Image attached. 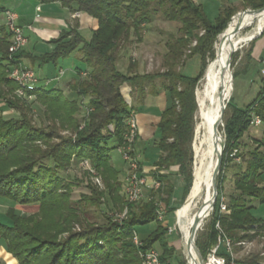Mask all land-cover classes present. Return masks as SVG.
<instances>
[{"label": "trees", "instance_id": "obj_1", "mask_svg": "<svg viewBox=\"0 0 264 264\" xmlns=\"http://www.w3.org/2000/svg\"><path fill=\"white\" fill-rule=\"evenodd\" d=\"M44 1H59L66 7L75 4L78 11L97 23L89 40L76 30L63 32L49 43L54 45L50 53L36 57L42 64L56 65L59 58H66L78 49L88 70H75L78 80L71 86V92L87 99L88 105L85 118L78 121L75 116L81 105L67 98L60 89L36 85L18 97L19 87L9 79V72L16 61L21 63L24 49L9 59L10 34L6 27H0V104L18 114L17 118L6 119L0 107V198L20 206L38 205V211L33 214L10 209L9 225H0V239L18 264H143L139 254L154 249L155 243L161 249V264H171L168 229L158 219V204L164 203L166 215L175 211L171 207L174 186L170 168H177V176L184 183L178 206L184 203L191 188L194 161L191 144L197 110L194 90L202 77L201 70L194 78L186 77L182 68L193 56L199 57L202 66L206 58H214L213 43L236 11L224 9L211 21L195 0ZM244 6L262 9L264 0H247ZM155 19L178 26L175 35L166 36L161 70L139 74L137 64L132 61L127 74H120L116 65L125 45L132 36L141 42L145 26ZM193 42L195 45L191 47ZM81 73L86 77L82 78ZM126 86L134 94V104L160 92L167 101L158 124L160 137L156 147L160 154L155 163L157 170L152 174L160 187L148 190L146 198L136 205L122 197V185L110 161V153L123 144L125 122L133 109L123 94ZM29 97L44 107L46 119L51 117L60 127L54 123L36 126L32 108L26 102ZM226 108L231 109V114L228 118L224 117L225 113L223 116L225 147L217 181L219 184L229 162L238 158L240 164L232 182L235 193L229 196L225 213H220V199H217L209 234L205 239L198 238L196 246L203 260L217 246L218 256L225 264H231L225 240L238 243L251 238L247 232L253 236L264 233V221L251 215L257 205L264 203V82L248 106L236 108L228 103ZM253 114L261 120L259 137L254 136L256 128L250 126ZM59 130L70 131L72 136H62ZM245 135L253 146L242 145ZM72 159L76 163L87 161L104 189L100 191L91 180L84 184L62 177L61 173L72 166ZM78 184L88 193H81L73 200V187ZM105 202L116 215L126 210V217L116 223L103 215L105 224L88 223L92 211H100ZM149 225L152 229L138 238L140 246L136 247L132 239L137 236V229ZM239 232L243 234L238 238Z\"/></svg>", "mask_w": 264, "mask_h": 264}, {"label": "rangeland", "instance_id": "obj_2", "mask_svg": "<svg viewBox=\"0 0 264 264\" xmlns=\"http://www.w3.org/2000/svg\"><path fill=\"white\" fill-rule=\"evenodd\" d=\"M245 10H257V9H253V7H250V6H243L233 16H236L237 14H241ZM239 16L240 15L236 16L235 19ZM252 24H253V17L247 18V20L245 21L243 25V31L249 30L252 27ZM177 27L178 26L175 23H166L158 19L153 20V22L150 25L145 26L144 30L142 31L143 40L141 42H138L136 38L132 36L130 42L125 45L124 50H122V52L120 53L121 58L117 64L118 72H120V74L122 75H126L129 62H132V61H134L137 64L136 71L139 74L154 73V72L160 71L161 70V56L165 52L164 43H165L166 36L168 34L175 35L177 32ZM89 36H90L89 32L83 33L84 39L88 40ZM217 38L212 46L214 53H215L214 46L217 41ZM191 47H193L192 44H191ZM78 55H79V52L77 49L72 54H70L68 57L59 58L57 60L56 69L52 62L46 63L44 71L46 74L50 73L52 77L48 78L49 80L47 82L44 81L41 84L40 83L37 84V86H40L46 83L45 88L47 86H48L47 88L49 89L55 88L69 80L70 72H66V71H70V70L73 71L75 69L87 71L88 69L86 65L82 62L81 58ZM214 58H215V54H214ZM214 58L212 59L206 58V62L204 66H202L199 57L193 56L185 62V65L182 68V75L189 77V78L196 77L199 74L200 70L202 71V77L197 82L195 90H194L195 102H197V110H198L197 88L201 84L204 73L206 71V67L211 61L214 60ZM263 59H264V30L261 32V34L258 37L247 42L241 48H239L232 55L230 59L229 72L232 78L233 86H232L231 97L228 103H231V105L237 108H245L256 98V96L259 94L260 89L263 85V80H262L261 72H260L262 68L261 61ZM59 68L65 71V75L61 77L60 83L57 81H54V79L52 80L53 77L55 78V76L58 75ZM234 74H237V75H235L234 77ZM80 76L82 78L86 77L84 73H81ZM123 94L124 96H126V99L128 100L126 103L130 104L131 106H134L135 105L133 101L134 94L131 92V89L130 91H126ZM65 96L69 99L71 98V100L76 101L78 105H81V110L79 114H77L75 117L78 119V121L83 120V118H85L88 100L80 99L76 95H72V94L70 96L68 94ZM18 97H22V96H18ZM26 102L30 104L32 108V111H33L32 119L36 126H40V125L47 126L48 124H51L52 126L54 123V125H56L57 127H60L58 126V123H59L58 121L52 119L51 117L49 119H46L44 117L45 116L43 115L44 107L38 104L37 102H35L34 98L29 97L27 98ZM0 107L4 109L3 115L6 119H14L18 117V114L15 111L6 109L3 103L0 104ZM197 110L194 115L195 132H194L193 141L191 144L192 154L194 156L193 173H192V175H194L192 176L193 177V187H194V181H195V174L197 170V166H196L197 157H196V150L194 148V143L196 141L197 129L200 128ZM224 113H225V116L224 115L223 116L228 118L231 114V109L226 108ZM220 115H219V118H220ZM220 120H221V126H220L219 132L222 138L225 140V132H224V129H225L224 121L225 120L224 118L223 119L220 118ZM261 132H262V127L257 128V134L261 135ZM59 133H61L62 136H72L70 131L61 132L59 130ZM52 143H55V141H53ZM241 143L242 145L243 144H247L249 146L254 145L251 139L247 135H245L241 139ZM240 150H243V147H241ZM110 161L112 163L113 168L117 172L118 180L122 185V189L124 190L125 179L129 173V163L124 161L123 156L119 149H115L111 152ZM84 162L85 161L76 163L72 159L71 161L72 166L64 173H61L62 177L65 178V176H68L70 180L72 181L74 180V182L75 180L82 181V183L84 184L86 183L87 180H91L92 183L97 185L98 189L102 191L104 188H103V185H102V182L99 176H97L96 172L94 171V169L91 168L89 163L85 164ZM239 164H240V160L237 158L233 160L232 162H229L228 167L224 168L223 172L221 173L219 184H218V181L216 183L217 195H216L215 203L217 199H220V200L223 199L225 203H227L229 200V196L235 193L232 182H233V175L235 171L237 170V167L239 166ZM90 170L93 171V174L90 172ZM96 179L99 180L100 182L99 184L96 183ZM202 188L204 191H206V189L209 190V192L207 191L208 194L211 193L212 191L211 177L209 178V183L202 184ZM81 193L87 194L88 191L86 190L84 186H82L81 184L80 185L78 184L77 187H73L72 199L73 200L78 199ZM123 194L124 193L121 192L122 197H124ZM175 198L177 200L175 199V201L171 204V207L175 208V211L172 214L166 215L165 213L166 211L164 212V209H161V208H158V211H160V213L162 214L161 216L162 221L167 222L168 229H171V232L167 233L168 244L172 248L171 255H170V263L176 264L178 262H183L184 264H187V260L184 254L183 237H182V233L179 228V220H180L182 213H183V218H184L185 212L189 206L192 196L189 199L187 196L184 203L181 206H177L178 205L177 201L181 199L180 189L176 192ZM139 202L140 201L136 202L135 205L138 204ZM0 205H2V207H0V223L2 224L7 219V212L10 209H14L17 212H23L26 214H33L38 211V205L20 206L18 204H15L11 201H8L2 198H0ZM254 205H257V204L255 203ZM214 208H215V205H214ZM214 208H213V211H214ZM100 209H101L100 211L91 210L93 217L89 218L90 220L88 223L98 224V225L105 224L103 215H106L107 217L112 219V221H115L116 223L126 217L125 216L121 220H117L115 211L110 210L106 202L104 203V205L101 206ZM211 210L207 214L206 218L203 219V221H201V227L195 235V247L197 248L198 252H199V249L196 246V240L198 238L205 239L207 235L209 234L210 226H211V223L213 222V217H214L213 211L211 212ZM117 214L120 215V213H117ZM251 215L256 219H260L264 221V203L257 205L255 209L252 210ZM147 227L150 228L149 226ZM195 229H192L190 232L191 238H192L193 231ZM217 229L218 231L220 230L218 227ZM242 234H243L242 232L241 233L239 232L237 235L238 238L241 237ZM247 235L251 236V238L240 241V242H247L248 244L245 246H238L239 242L236 243L237 240L233 242L230 240H225L224 247H225L226 252L229 253L230 255V259H231L230 263L243 264V263H248L250 261H254L255 264H264V240H263L264 233L262 235L253 236L251 232H247ZM141 236L142 234L140 233L139 230H137V237L140 238ZM218 243H219V240H218ZM227 243L229 244V246L227 245ZM153 248L157 252L159 253L161 252V249L157 243L154 244ZM213 248L217 250L218 247L216 246ZM198 252H197V255L200 260V257H199L200 252L199 254ZM216 252H215V258H220L218 256L219 251L217 253ZM208 260H209V254L205 258L203 263H207Z\"/></svg>", "mask_w": 264, "mask_h": 264}, {"label": "crops", "instance_id": "obj_3", "mask_svg": "<svg viewBox=\"0 0 264 264\" xmlns=\"http://www.w3.org/2000/svg\"><path fill=\"white\" fill-rule=\"evenodd\" d=\"M245 1L247 0H195V3L203 8L205 14L211 21H214L224 9H230L236 12L239 11V9L245 5ZM4 10H10L16 15V25L22 29L27 40L20 61L25 67L33 70L38 78V84H41L44 81L47 82L49 80L48 78L52 77L50 73H45V64L40 63L36 58L48 54L53 50L54 45L49 44L51 41L56 40L63 32L70 30H76L82 38L83 33L89 32L90 39L92 32L97 28L96 21L87 14L78 11L75 4H70L69 7H66L59 1L0 0V27H5V19L2 13ZM78 56L80 57V54ZM54 67L56 69L57 64L54 65ZM75 70L66 71L70 72L69 80L62 85L55 87L60 89L65 95H73L71 92V86L78 80V75ZM60 71L63 72L64 76L65 71L59 68L58 74ZM57 76H55V78ZM55 78L53 77L52 80L54 79V81H56ZM57 82L60 83L61 78ZM40 86L45 87L46 83ZM126 91H130V87L126 86L123 93ZM166 104V96L163 92H160L156 96H147L141 103H135L133 106L137 125V140L134 147L139 156L141 155L140 170L141 173L146 176L148 185L152 183L154 179L152 174L157 170L155 163L160 154L156 147L157 141L160 137L158 124L160 122L161 114L166 108ZM253 133L255 137H259L257 134V128L254 129ZM163 173L168 174L166 171H163ZM169 173L172 175L171 182L174 186V192L171 199L172 204L176 199L175 194L179 189L182 198L184 183L182 178L177 176V168H170ZM121 192L124 193V190L122 189ZM147 194L148 189H144L142 199H145ZM179 201H177L178 205ZM160 205L165 212L166 207L164 203H160ZM0 207H2V205H0ZM20 213L26 214L23 212ZM161 222L162 225L167 226V222H163L162 220ZM0 225H9L8 218L3 224L0 223ZM149 227L150 228L147 226L139 227L137 230H139L143 236L150 232L152 225H149ZM0 264H18L17 260L7 251L6 245L2 239H0Z\"/></svg>", "mask_w": 264, "mask_h": 264}, {"label": "bare ground", "instance_id": "obj_4", "mask_svg": "<svg viewBox=\"0 0 264 264\" xmlns=\"http://www.w3.org/2000/svg\"><path fill=\"white\" fill-rule=\"evenodd\" d=\"M246 14H238L240 16L228 24L227 28L218 36L214 46L215 58L206 67L201 84L197 88V114L200 123L194 143L197 170L194 187L192 180L187 195L188 199L191 196L192 198L184 218L182 213L179 220L187 264H202L196 252L195 235L201 227V221L206 218L211 209V212L213 211L215 204L213 182L210 194L207 193L209 190H203L202 184L209 183L210 177L213 181L217 156L216 144L219 148L223 141L219 132L221 126L219 115L222 112V104L226 105L232 92L233 82L229 72L230 59L239 48L253 38L258 37L264 30V9L258 13L246 12ZM249 17H253L252 27L247 31H243V25ZM192 229L196 230L194 243H190ZM203 264H216V261L210 258L207 263Z\"/></svg>", "mask_w": 264, "mask_h": 264}, {"label": "built area", "instance_id": "obj_5", "mask_svg": "<svg viewBox=\"0 0 264 264\" xmlns=\"http://www.w3.org/2000/svg\"><path fill=\"white\" fill-rule=\"evenodd\" d=\"M5 19V27L10 34V44L8 47V55L9 59H11L17 52L21 51L25 48L27 44V40L23 34L22 29L16 25V15L10 10H4L3 12ZM195 45V42L192 43V46ZM13 61V60H12ZM261 77L264 82V60L262 61L261 68ZM63 76V72L60 71L58 76L55 78L58 81ZM9 79L13 80L19 87L16 91L18 96H23V92L26 89H33L38 84V78L33 72L32 69L25 67L20 62L16 61V64L12 66L11 71L9 72ZM126 102L128 101L126 99ZM128 104V103H127ZM130 106V104H128ZM126 134L124 136V141L122 146L119 148L123 159L125 162L129 163V173L125 179V187H124V198L127 203H136L143 197V190H157L160 187V183L153 179L150 185L147 184L146 176L141 173L140 170V156L135 151V143L137 140V125L135 120V113L133 109L129 111V115L126 119ZM261 125V120L258 116L252 115L250 119V126L254 128H258ZM112 128L110 127V130ZM235 155V152L232 156ZM85 164L88 162L85 161ZM93 174V171L90 170ZM96 183L99 184V180L96 179ZM159 208L162 209L161 205L158 204ZM219 211L220 213L226 212V203L223 199L220 200L219 203ZM159 220H162V214L160 211L157 212ZM126 215V210L123 211L120 215H116L117 220H121ZM171 232V229H168V233ZM264 240V237H263ZM134 245L136 247L140 246V241L136 235L133 236L132 239ZM247 242H239L238 246H245ZM229 246V244L227 243ZM216 249H213L209 254V259L213 258L216 261V264H225L223 258H215ZM140 258L142 259L143 264H161L159 259V253L151 249L146 253H140ZM233 264V263H231Z\"/></svg>", "mask_w": 264, "mask_h": 264}, {"label": "water", "instance_id": "obj_6", "mask_svg": "<svg viewBox=\"0 0 264 264\" xmlns=\"http://www.w3.org/2000/svg\"><path fill=\"white\" fill-rule=\"evenodd\" d=\"M264 8H262V9H258V10H245L244 12H242V13H246V12H249V13H258V12H260V11H262ZM238 15V14H237ZM235 16H233L230 20H229V22H228V24L231 22V20L234 18ZM228 24H227V26H228ZM227 28V27H226ZM254 39V38H253ZM252 39V40H253ZM228 102L229 101H227V103H226V105H223L222 104V112H221V115H220V118L221 119H223V115H224V112H225V109H226V107H227V105H228ZM224 147H225V140L223 139V141L221 142V144H220V147L218 148V145L216 144V150H217V156H216V163H215V167H214V175H213V192H214V200H216V195H217V188H216V183H217V177H218V175H219V172H220V166H221V162H222V155H223V151H224ZM195 231L196 230H194L193 231V234H192V238H191V241H190V243L192 242V243H194V235H195ZM197 249V248H196ZM197 252H198V250H197ZM198 254H199V252H198ZM199 257H200V261H201V263L203 264V259H202V257H201V255L199 254Z\"/></svg>", "mask_w": 264, "mask_h": 264}]
</instances>
